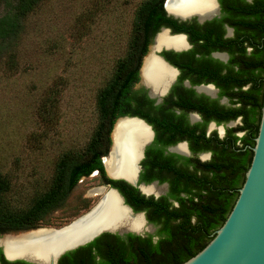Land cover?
Listing matches in <instances>:
<instances>
[{
  "label": "trees",
  "instance_id": "trees-1",
  "mask_svg": "<svg viewBox=\"0 0 264 264\" xmlns=\"http://www.w3.org/2000/svg\"><path fill=\"white\" fill-rule=\"evenodd\" d=\"M45 1L12 0L9 9L0 18V36L6 39L19 32V20L33 13ZM164 1L143 0L136 6L124 54L116 60L107 81L96 95L97 122L92 135L82 150L67 151L58 158L45 190L35 193L28 204H20L13 197L11 181L0 173V235L46 227L45 219L64 207L79 180L94 172H97L101 185L117 189L134 212L144 211L147 220L157 227V231L154 235L145 237L132 233L123 237L103 233L90 243L63 254L57 264H182L201 251L214 237L215 231L223 225L250 166V147L254 146L258 133L264 101V0H252L249 5L250 17L234 20V39L222 40L219 34L216 35L211 30L193 37V42L201 43L200 47L203 48L217 43L224 44L220 48L214 45L208 52L226 50L234 62L238 61L235 64L239 71L234 75L216 76L222 81L219 87H231L229 94H222L234 99L233 103L238 106L222 109L214 103L211 104L214 106L207 105L208 107L205 104H193L191 98L181 101L190 110L201 113L205 122L215 119L218 123H223L241 117L242 126L229 129V137L224 141H217L212 136L205 137L203 125L199 134L196 127L189 126L183 119L180 127L175 130L176 119L179 117L169 110H174V106H186L179 101H174L173 105L164 102L154 106V101L147 97L143 88L134 89L139 80L141 60L161 27H172L174 32L179 33L186 31L183 26L176 25V21L166 16ZM205 59L218 63L211 58ZM246 86L248 88L243 89ZM202 100L206 98L203 97ZM210 107L219 109L215 113L216 117L207 110ZM122 116L140 117L155 126L156 133L158 126L168 136L164 144L186 139L194 153L211 151L212 160L200 162L184 158L183 165H192L193 169L179 170L172 160L174 155L167 156L170 162L161 163L164 159L162 154H153V150L147 148L144 165L148 161V166L153 169L162 164L161 166L170 170L173 178L141 176V181L159 179L160 182L168 181L170 185L166 196L159 199L145 197L137 188L124 181L108 178L102 164V158L107 155L111 144L110 133L115 120ZM243 131L245 135L241 138L234 135ZM177 134L180 139L176 138ZM90 208L85 206L83 210L86 212ZM0 257L2 264H30L24 261H6L1 252Z\"/></svg>",
  "mask_w": 264,
  "mask_h": 264
},
{
  "label": "rangeland",
  "instance_id": "rangeland-1",
  "mask_svg": "<svg viewBox=\"0 0 264 264\" xmlns=\"http://www.w3.org/2000/svg\"><path fill=\"white\" fill-rule=\"evenodd\" d=\"M143 0H46L0 36V173L28 204L48 186L58 158L80 151L97 122L96 95L125 51ZM12 0H0V18ZM8 6V7H7ZM98 175L82 178L46 227H60L101 196Z\"/></svg>",
  "mask_w": 264,
  "mask_h": 264
},
{
  "label": "flooded vegetation",
  "instance_id": "flooded-vegetation-1",
  "mask_svg": "<svg viewBox=\"0 0 264 264\" xmlns=\"http://www.w3.org/2000/svg\"><path fill=\"white\" fill-rule=\"evenodd\" d=\"M165 1H164V3H165ZM251 2H252V0H215V2L213 0V2H212L213 13L208 14V15H211L210 19L205 20L203 22L199 21L200 15L196 12L191 13V15H192L191 19L180 21V20L174 19L171 16H168L165 9H164L167 17L172 18L174 21H176V25L183 26L186 29V31L179 33V32H174V28H172V27H168V26L161 27V28H166L169 30V34L172 36L171 38H174L176 35H182L184 37V38L182 37L183 40L181 37H177L182 41V45L179 48L169 46L168 50L163 49L161 52L158 53V56L161 57V59L165 62V64H162L163 68L166 67L164 69L168 70V72H169V75L167 77H162L159 81H161L163 83L165 80L171 79L170 87L160 97V101H158L157 98H150L149 92H148L149 90L145 86L141 85V68L143 67V63H144L146 57L150 53L151 47L153 46V43H154L153 39L155 37L154 36L151 43L148 46L147 53L143 56V58L141 60V63H140L139 69H138L139 80L136 83L134 89L143 88L146 92L147 97L154 101V106H159V105L163 104L164 102H168V103L173 105L174 101H179L181 103L182 99L188 100L189 98L192 99L193 104H197V105L205 104L206 107L214 106V105H211L213 103L222 109L223 108H234V107L238 106L237 104L233 103L234 99H230L229 96L222 94L223 92L224 93L226 92L227 94H229L231 91V87L227 88V89L219 87V85L222 84V81L220 79L218 80L216 77V76L225 77V75H227V74H229V76L234 75L235 72L239 71L238 66H236V64H238V61H237V63H236V61L234 62V59H232L230 57V53L226 50L216 49V50H211L210 52H208L209 48L214 47V45H215V47L220 48V46H222V45L224 46V44L219 45L217 43V44H213V45H210L208 47L203 48V47H200L201 43L193 42V40L195 39V38L193 39V37H197L201 34H204L206 31L211 30L216 35L219 34L220 39H222V40L234 39L236 36V29L233 25L235 23L234 20L239 19L241 17H243V18L250 17L249 5ZM163 8H164V4H163ZM186 14H190V13L186 12ZM241 31H244V30H241ZM241 31L239 33H241ZM162 33H165V32H162ZM244 33H246V32L244 31ZM166 35H167V33H166ZM222 43H225V42L223 41ZM162 47H167V46H162ZM205 51H206V53H205ZM249 52H250V48L247 49V54H249ZM201 54L202 55L206 54L205 56L203 55L205 58H211L212 61H215L218 63H212L211 61H209V59H205L204 57H202ZM214 54H217L218 57H213ZM149 58L157 61L156 58H154V57H149ZM202 58H204V59H202ZM203 63H205V64H203ZM142 72H143V70H142ZM155 75L154 74L151 75V77H149L150 80H154ZM143 76H144V73H143ZM144 78H145V76H144ZM155 79H156V77H155ZM146 82H151V81H149V80L147 81V79H146ZM223 84L228 85V83H223ZM202 88H210L212 90V92L207 93V92L201 90ZM247 88H248V86L244 87L243 89H247ZM197 89H199L200 92H197ZM233 89H235V88H233ZM190 91H192V93ZM203 97L206 98V100H202ZM181 104L186 106V107L174 106L175 107L174 110H169V112L173 111L175 116L179 117L176 119V125L177 126L174 127L175 130L180 127L179 124L183 119L184 121L187 122V124L189 126L196 127L199 134L202 131V125H203V131L205 133V137H211L212 136V137H216L217 141H221V140L224 141L225 139H227V137H229V135H228L229 129L242 126V118L241 117L237 118L236 120H230V121H226L223 123H218L217 120H215V119H209L208 121L205 122L201 113H199L196 110H190L189 108H187L188 105L185 103H181ZM208 109H209V112L213 115H215V113H217L219 111V109L216 110V109L211 108V107L207 108V110ZM122 117H130V116H122ZM122 117H119V118H122ZM133 117H136V116H133ZM215 117H216V115H215ZM119 118H117L115 120V123ZM136 118L141 119L140 117H136ZM141 120H143L150 127V132H152L153 138H152V141L145 147L144 153H143V158L139 162V172H138L139 183H144V184L148 185V184L157 182L158 187H161L163 185L166 186L165 188L162 187L164 192H163V194L159 195L158 197H154L153 195H151V196H145L144 195L145 197H153L154 199H159L160 197L166 196L169 192V186L170 185H169L168 181L160 182L159 179H154L150 182L141 181V176L146 177V178H153V177L170 178L172 176L171 178H173V175L170 173V170H168V168H164L163 166H161L162 164L159 167H154L153 169H150V167L148 166L149 165L148 161L144 165V161L146 160V149L147 148H150L151 150H153V154H158V153L162 154V157L164 159H162L160 161L161 163L170 162V160L167 159V156L174 155L172 157V160H174L173 161L174 165L179 170H184L186 168H188L190 170L193 169L192 165H190V166L183 165L184 164V161H183L184 158L197 159L200 162H209L212 160V152L211 151H199V152L194 153L191 150L189 142L186 139L177 140L174 143H167V144L165 143L164 144L163 142L167 141L168 136L164 135V132H162L158 128V126H156L157 133H158V135H157L155 128H154L155 126L148 124L144 119H141ZM113 127H114V125H113ZM221 128H223V133H221ZM112 130H113V128H112ZM197 131H196V133H197ZM111 133H112V131H111ZM111 133H110V140H111ZM178 134L180 135V133H178ZM178 134L176 135V138L180 139V138H178V136H179ZM234 135L237 136L238 138H241L242 136L245 135V131L236 132V133H234ZM156 138H158V140ZM217 141H213V142H217ZM111 144H112V141H111ZM111 144H110V147H111ZM237 144L239 145V142H237ZM179 146H181L183 148V151H177L176 150V148ZM110 147H109L108 153L105 157L108 156L109 151H110ZM171 149H173L175 152L170 151ZM165 156H166V158H165ZM175 156H177V157H175ZM105 157H103V158H105ZM103 158H102V160H103ZM104 170H105V168H104ZM105 173H106V171H105ZM92 174L96 175L97 172H94ZM106 175H107V173H106ZM115 181H123V180H115ZM104 186L110 187L109 185H104ZM146 188H148V187H146ZM150 194H155V193L150 192ZM169 201L171 202L170 199H169ZM142 213H144L145 218L147 220L145 212L142 211ZM147 222H148V224L153 226L154 232H152V233H145L144 232L142 234H136V235H139L141 237H145L146 235H154L155 234V232L157 231V227H155L154 224L150 223L148 220H147ZM10 234H14V233H10ZM132 234H134V233H132ZM4 235H6V234L0 235V241L2 239H4ZM125 235L126 234H124L123 236H125ZM123 236H121V237H123ZM153 240H156V237H153ZM0 252H1L2 258H4V260H6L4 253H3V246L1 244H0ZM6 261H8V260H6ZM0 264H2L1 257H0Z\"/></svg>",
  "mask_w": 264,
  "mask_h": 264
},
{
  "label": "water",
  "instance_id": "water-1",
  "mask_svg": "<svg viewBox=\"0 0 264 264\" xmlns=\"http://www.w3.org/2000/svg\"><path fill=\"white\" fill-rule=\"evenodd\" d=\"M168 1L169 0H166L164 3V9L168 16H171L174 19L180 21L192 18L191 14L183 16L170 12L167 9ZM210 16L211 15H207L204 17L199 16V21L203 22L205 20H208L210 19ZM162 32H165L169 37H172L169 34L168 29L161 28L159 33H157L153 39V46L151 47L150 53L146 57L145 61L149 57H154L161 64H165L161 57L158 56V53L163 49L168 50L169 48H155L156 38ZM176 36L183 37L182 35ZM213 57H218V55L214 54ZM145 61L143 63V67L145 65ZM143 67L141 68V85L145 86L149 90L148 92L150 98H157L158 101H160V97L170 87L171 79H167L164 85L161 83V85L157 87L152 82H146V79L144 78L142 72ZM199 89H197V92H200ZM124 120H132L141 123V125L148 129V135L141 141H133L131 140V137L128 138L129 140L127 146H130V152L127 154V159L130 161L129 165L133 167V171L124 176L120 173L111 175L107 173V169L104 163L106 159L108 160L111 157L113 148L112 134L115 126L118 121ZM221 133H223V128H221ZM152 138L153 134L152 132H150V127L143 120L136 117L119 118L114 124L111 133L112 144L109 154L107 157L103 158L102 163L104 165L107 176L110 179L123 180L129 185L137 188L140 193L145 196L153 195L154 197H158L164 192L162 187L165 188L166 186L163 185L161 187H158L157 182L148 185L139 183L138 176L139 162L143 158L145 147L152 141ZM250 148L252 151L250 166L245 173V180L243 185L240 189H238V197L231 212L227 216L223 225L215 231V235L210 240V242L196 255L183 262L182 264H264V101L261 108L258 133L256 138L254 139V146ZM170 151L175 152L173 149H171ZM149 186H154L157 189V192L155 194H150L144 192L141 189L142 187L146 188ZM100 188L107 190V192H113L117 196L118 200L120 201L121 207L125 209L127 216L130 219H134L137 216H140L142 221V228L137 231L130 230L128 228H116L114 230H109L106 229L103 225L99 224L85 233L78 234L76 236H68L64 230L70 227L76 221L80 220L83 216L89 214L92 209L96 208L99 205V203L103 200L102 198L98 203L96 202L97 204L94 207L92 206L88 211L84 212L82 215L60 228L40 227L25 232L4 235L5 238L19 236L36 231H51L53 232L52 237L54 238H57L61 234H65V236H67H64V241H62L60 244H57L58 246L56 247V249L43 260L22 253L16 255L15 257H9L7 256L3 248V253L6 260L10 262L24 261L30 264H57L58 260L63 254L90 243L103 233H112L123 236L124 234L128 233L142 234L144 232H154L153 226L148 224L144 213L134 212L131 207H129L125 203L123 197L116 189L112 187H106L104 185Z\"/></svg>",
  "mask_w": 264,
  "mask_h": 264
},
{
  "label": "bare ground",
  "instance_id": "bare-ground-1",
  "mask_svg": "<svg viewBox=\"0 0 264 264\" xmlns=\"http://www.w3.org/2000/svg\"><path fill=\"white\" fill-rule=\"evenodd\" d=\"M212 2L213 0H169L167 9L172 13L183 16L189 15L186 14V12L190 14L196 12L201 17H204L213 13ZM177 37L181 36L171 38L167 36L166 33H160L156 38L155 48L158 49L162 46L179 48L182 45V41ZM157 61L148 58L145 62L143 73L147 80L158 87L162 83L159 80L162 77H167L169 72ZM153 74H156L155 77L157 80L155 77L154 80H150L149 77ZM166 81L167 80L162 84L164 85ZM201 90L207 93L212 92L210 88H202ZM147 130V128L137 121L124 120L117 122L112 134L113 148L111 157L108 160L106 159L104 163L108 174L116 175L120 173L124 176L133 171V167L129 165L130 161L127 159V154L130 152V146H127L128 138L131 137L133 141H141L148 135ZM176 150L183 151V148L179 146ZM142 189L146 193L157 192L154 186H150L146 189L142 187ZM93 195H99L101 196L99 201L102 198L103 200L96 208L92 209L89 214L83 216L80 220L64 230L68 236H76L85 233L99 224L109 230L128 228L137 231L142 228L141 217L137 216L134 219H130L113 192H107V190L100 188L97 189ZM52 236L53 232L51 231H36L14 237H5L0 241V244L9 257H15L22 253L43 260L56 249L58 246L57 244H60L64 241L65 237H67L65 234H61L57 238Z\"/></svg>",
  "mask_w": 264,
  "mask_h": 264
}]
</instances>
